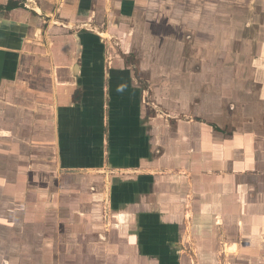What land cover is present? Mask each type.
Segmentation results:
<instances>
[{"label":"crops","instance_id":"1","mask_svg":"<svg viewBox=\"0 0 264 264\" xmlns=\"http://www.w3.org/2000/svg\"><path fill=\"white\" fill-rule=\"evenodd\" d=\"M0 264H264V0H0Z\"/></svg>","mask_w":264,"mask_h":264},{"label":"water","instance_id":"2","mask_svg":"<svg viewBox=\"0 0 264 264\" xmlns=\"http://www.w3.org/2000/svg\"><path fill=\"white\" fill-rule=\"evenodd\" d=\"M101 35H104V34H101Z\"/></svg>","mask_w":264,"mask_h":264}]
</instances>
